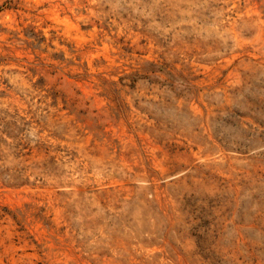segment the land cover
Returning a JSON list of instances; mask_svg holds the SVG:
<instances>
[{"label": "rangeland", "instance_id": "rangeland-1", "mask_svg": "<svg viewBox=\"0 0 264 264\" xmlns=\"http://www.w3.org/2000/svg\"><path fill=\"white\" fill-rule=\"evenodd\" d=\"M0 264H264V0H0Z\"/></svg>", "mask_w": 264, "mask_h": 264}]
</instances>
